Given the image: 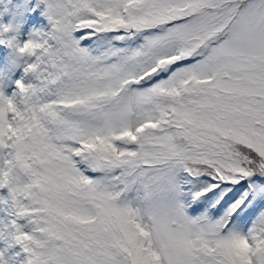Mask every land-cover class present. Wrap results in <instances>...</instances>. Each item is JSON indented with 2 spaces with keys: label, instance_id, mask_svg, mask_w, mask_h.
<instances>
[{
  "label": "snow or ice",
  "instance_id": "snow-or-ice-1",
  "mask_svg": "<svg viewBox=\"0 0 264 264\" xmlns=\"http://www.w3.org/2000/svg\"><path fill=\"white\" fill-rule=\"evenodd\" d=\"M0 264H264V0H5Z\"/></svg>",
  "mask_w": 264,
  "mask_h": 264
},
{
  "label": "rangeland",
  "instance_id": "rangeland-1",
  "mask_svg": "<svg viewBox=\"0 0 264 264\" xmlns=\"http://www.w3.org/2000/svg\"><path fill=\"white\" fill-rule=\"evenodd\" d=\"M5 7H10V5L7 4V3L5 2V0H0V9L5 8Z\"/></svg>",
  "mask_w": 264,
  "mask_h": 264
}]
</instances>
